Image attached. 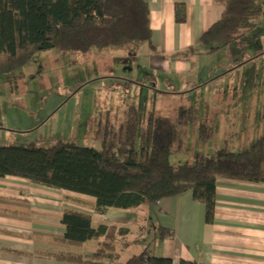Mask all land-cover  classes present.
Wrapping results in <instances>:
<instances>
[{
  "label": "trees",
  "instance_id": "trees-1",
  "mask_svg": "<svg viewBox=\"0 0 264 264\" xmlns=\"http://www.w3.org/2000/svg\"><path fill=\"white\" fill-rule=\"evenodd\" d=\"M224 6L222 17L201 37L208 53L230 44L257 26L263 10L257 0H218ZM185 8L178 4L176 20L185 22ZM152 29L145 0H0V72L10 73L26 66L37 52L58 48L63 54L86 53L148 42ZM154 49V45H151ZM194 52V48H190ZM139 115L131 107L125 124L115 131L105 127L100 149L78 146L60 140L48 148L0 146V178L16 176L47 187L96 198V210L107 213L150 206L191 191L205 206V221L216 217L217 183L220 179L264 182V137L243 152L225 149L212 155L198 154L196 162L174 165L171 156L183 149L181 134L167 118L153 121L138 136ZM180 124L197 125L194 108L180 111ZM215 131L200 124V140L208 142ZM61 224L66 227L63 242L82 245L100 241L94 258L114 250L113 231L108 226L92 228V216L65 210ZM116 229V228H115ZM117 258V254L111 255ZM63 259L69 260V257ZM125 264H173L172 259L156 257L148 248ZM182 264H197L183 261Z\"/></svg>",
  "mask_w": 264,
  "mask_h": 264
},
{
  "label": "rangeland",
  "instance_id": "rangeland-1",
  "mask_svg": "<svg viewBox=\"0 0 264 264\" xmlns=\"http://www.w3.org/2000/svg\"><path fill=\"white\" fill-rule=\"evenodd\" d=\"M257 1L263 10L257 26L239 45L230 44L205 64L211 73L221 61L238 68L213 77L204 87L192 85L193 91L171 85L180 77L150 68L148 42L86 53L63 54L53 48L37 52L21 69L0 72V144L48 148L64 140L100 149L105 127L118 131L134 107L138 136L161 118L180 132L183 149L171 156L174 165L193 164L198 154L252 148L264 137V0ZM196 78L193 74L187 80ZM189 108H194L198 124L183 126L180 111ZM203 122L214 126L208 142L200 140ZM148 220L145 216L147 228L136 230V238L127 242L137 243L140 234L152 237Z\"/></svg>",
  "mask_w": 264,
  "mask_h": 264
},
{
  "label": "crops",
  "instance_id": "crops-1",
  "mask_svg": "<svg viewBox=\"0 0 264 264\" xmlns=\"http://www.w3.org/2000/svg\"><path fill=\"white\" fill-rule=\"evenodd\" d=\"M145 1L150 9L152 29L151 44L147 47L149 65L152 70L180 77L172 86L181 91L188 87L184 92L193 91L192 85L201 83L196 87H204L213 77L238 68L224 61L212 73L205 68L209 57L229 50L225 47L208 53L209 47L200 43L202 35L223 15L225 8L218 0ZM178 4L185 8L186 20L182 23L176 20ZM193 74L196 80L188 81L187 77ZM65 210L90 214L94 229L108 226L114 227L112 233L126 232L111 237L113 251L94 258L100 241L110 238L105 236L82 245L63 242L66 227L61 224V218ZM145 216L150 218L152 237L140 234L137 243L127 242L136 238V230L147 228L143 222ZM148 248L156 257L172 259L173 264L183 261L264 264V182L220 179L216 217L209 225L205 221V206L194 199L191 191L150 206L131 210L111 208L107 213H100L93 196L47 187L16 176L0 178V264H125ZM115 254L117 258L111 259Z\"/></svg>",
  "mask_w": 264,
  "mask_h": 264
}]
</instances>
